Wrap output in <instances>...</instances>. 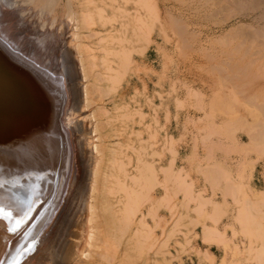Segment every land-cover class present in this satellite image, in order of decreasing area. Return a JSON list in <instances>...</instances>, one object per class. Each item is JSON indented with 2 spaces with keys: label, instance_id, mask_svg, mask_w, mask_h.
<instances>
[{
  "label": "bare ground",
  "instance_id": "bare-ground-1",
  "mask_svg": "<svg viewBox=\"0 0 264 264\" xmlns=\"http://www.w3.org/2000/svg\"><path fill=\"white\" fill-rule=\"evenodd\" d=\"M219 1L180 0L179 3L190 16L195 17L199 14L202 18L210 17L211 19L217 17L216 12H219L220 8L222 11L224 8L229 11L231 7L230 10L234 11L231 24L225 30H221L222 35L217 39L214 38L217 42L225 38H233V41L228 39L226 43L229 44L227 48L230 51L227 53L220 51V54L225 56L221 63L233 68L232 71L238 74L235 75V79L238 76H248L251 72L264 70V0H222L223 6L227 7H223ZM127 4L129 6H126ZM215 5L220 7L215 8ZM56 7L63 10L64 22L62 23H57L58 20L54 21ZM33 9L38 10L41 29L36 32L33 41L26 46H17L8 37L12 35L16 39H24L25 33L17 24L26 23L24 22L26 14L32 12ZM249 11L252 12L251 16ZM44 12L47 14L52 12L53 21L48 18L50 21L48 25L54 30H46L41 26L40 23H45ZM227 18L229 20L228 16ZM187 20L184 14L174 15L171 10L165 11L162 16L156 0H0V264H122L128 257L130 260L137 259L140 256L139 252L143 251L147 244H150L147 261L157 262L155 255L159 251L156 247L159 246L154 247L153 245L156 244L154 229L159 221L157 223L153 221V225H150L147 217L153 220L154 216H157V210L163 203L162 201L168 200L166 189L169 186L167 185L169 178H173V185L177 188L180 185L178 186L175 179L180 181L183 178L178 172H173L169 164L170 159L167 161L168 166L159 168L154 164L157 161L154 160L153 155H162V153H154L155 150H151L148 153L151 159L142 158L146 140L139 138L141 129H134L135 125L138 127L141 124L145 116L140 110L141 107L131 109L127 104L121 103L115 104L110 112L104 108L103 101L96 103L92 95L97 97L101 95L102 98L109 93L116 92L131 71H138L139 67L133 58V53L141 54L148 47L154 28L161 31L163 39L169 40L170 37L166 31L168 25L176 38L182 39L184 44L187 38L199 34L198 31L194 34V30H186ZM66 34H68L67 37H65ZM66 38L69 39L70 49H73L75 54L74 66L73 62L69 61V48L63 46L66 44ZM52 44L60 51L55 62L45 54L48 48H53ZM203 50L207 51L204 48ZM97 67L101 70L100 72L95 70L96 78L90 82L91 74H95L92 71ZM230 68L226 71H231ZM76 72L79 78L78 89L72 82ZM102 81L105 82L104 88L99 87ZM238 86L239 84L234 83L233 80L223 83V88ZM134 91L136 93L137 90L134 89ZM191 93L192 91L189 95H192ZM102 94L105 95L102 96ZM157 95L159 98L160 94ZM224 97L226 98V95ZM243 97L249 107H257L259 114L251 115L253 118L251 124L254 126L247 125L249 132H246H248L249 140L248 144L242 148L249 147L248 150L252 151L251 147H253V151L260 152L259 149L263 143L259 144V140L264 139V130L260 127L261 125L257 128L256 124L264 120V104L257 103L252 96L244 95ZM195 98L196 96L194 100ZM67 99L70 100L69 106H67ZM80 100L83 102L81 103L83 109L90 108L88 113L85 112L87 110H80ZM154 106L157 108L160 105ZM69 109L77 118L84 115L85 118L91 120V129L87 135V130L80 127L78 122L80 118H76L77 120L70 118ZM151 110L154 112L153 108ZM243 114V110L236 113L237 118L245 122L242 118ZM102 116L106 117L104 122L100 120ZM134 116H137L139 121H134V128L133 126L128 128L127 123ZM116 122L119 125H115ZM123 132H126L125 143L118 141L111 144L108 141L110 136L116 137ZM154 132L148 133L147 139L154 138L152 137ZM71 133L75 155L77 153L81 159L84 181L79 180L75 192L67 197L68 185L73 181L72 166H75L73 165L75 159L73 160L72 157L74 149L70 142ZM128 133L137 136V146L130 142L132 139L129 138ZM79 135L81 138L78 137ZM170 138L171 136L168 140ZM163 142L165 143V140ZM156 143H148L150 146L147 145V148L150 149ZM160 147L162 148V145ZM124 148H130L137 155L133 173L127 169L130 157H128L127 164L124 160ZM169 149L172 150V147ZM166 151L169 152L167 149ZM172 152L170 151L169 154ZM249 162L250 164L255 163L254 160H249ZM211 165H214L215 169L218 166L221 170L214 171L217 174L224 171L215 163ZM210 166L209 169H214ZM159 171L164 175L162 179L166 185H162L165 195L158 198L154 195V190L160 185ZM206 175L207 173L205 179L210 176V173L207 177ZM222 175L221 178H223ZM210 177L214 179L215 175L211 174ZM218 178L216 179L219 181ZM174 180L177 182L176 186ZM230 182L227 183L231 184ZM174 187L170 186L171 191L176 190ZM189 188L187 184L183 187L184 195L187 193L189 196L186 195V197L192 200ZM255 192H257L255 194L262 192L264 196L263 191ZM195 199L200 198L197 196ZM247 199L248 197L241 198L244 203L242 207L246 206V202L249 210ZM166 202L168 204V201ZM212 204V208L218 205L216 202H211ZM144 205H147L145 212L143 211ZM244 214L246 215V212ZM244 214L239 213V218L246 225L247 220H244L246 218ZM177 218L178 220L174 219L176 222L173 220L174 225L180 226L181 223H177L179 217ZM263 219L264 216L259 213L255 214V219L251 222L255 230L253 234L258 237L263 235L260 232L264 228ZM166 222L168 221H165V225ZM83 223L86 226L85 244L80 254L76 256L75 250L80 242ZM164 224H160L161 227ZM167 228L168 226H166L168 232L164 235L168 236L169 233L172 234V231L175 233L172 226ZM201 232L206 242L214 241L219 235L217 229L208 224L202 225ZM167 236L163 242H159V245L163 247L167 245L169 241ZM123 237L124 240L121 242ZM160 247L159 249L163 248ZM247 248L256 250L252 249L255 252L253 260L257 261L256 264L264 263V243L253 247L251 240ZM166 259H162L163 264Z\"/></svg>",
  "mask_w": 264,
  "mask_h": 264
},
{
  "label": "rangeland",
  "instance_id": "rangeland-1",
  "mask_svg": "<svg viewBox=\"0 0 264 264\" xmlns=\"http://www.w3.org/2000/svg\"><path fill=\"white\" fill-rule=\"evenodd\" d=\"M179 1L180 0H156V3L160 8L162 16H164L165 11L168 10H171V12L174 15L184 14L186 19H188L185 22L187 25L186 30L188 31L194 30L193 31L194 34L195 32L197 34L198 31L200 35L197 34L198 36L197 35L194 36L195 39L194 37L187 38L185 44L188 45H185L182 42V39L176 38L174 32L170 30L168 25L166 27V31H167V35L170 37L169 40L163 39L161 31L157 28H154L151 35L152 40L148 45V47H146L141 54L133 53V58L139 67V69H137L138 71H131L126 77V80L122 82V84L116 90V92L109 94L106 93L107 96L105 94H102V96L105 95L102 98L101 95L98 97L92 95V98L95 97L93 100H95L96 103H98L99 101L101 102L103 101L104 108L110 112L112 111L115 104H121V103L127 104L128 107L131 109H133L134 107H139V108L141 107L140 108L141 112L145 114L144 118H142L141 124L138 125V127H136L137 125L134 124V121L135 120L139 121V118L137 116H134L130 121H128L127 126L128 128H130L131 126H133L134 128L135 125L134 128L135 130L141 129V133H140L141 135H139V138H142V140L144 139L146 140L145 141L146 143L144 145L145 148L143 149L144 151L143 154L141 155L142 158L147 160L151 159V156L148 155V153L151 152V150L152 151L155 150L154 153L155 152L158 154L162 153V155L159 154L160 156L153 155L154 160L157 161L154 162V164L159 168L168 166L167 161L168 159H170L169 164H171V169L173 170V172H178L180 174V177H182L183 179L185 178L184 180L183 179L180 180L181 182L178 181V179L174 178L178 182V186L180 185L178 188L174 187L173 178L172 177L169 178V182L171 181L170 182L171 184L168 182L167 185L169 186L166 189V194H167L166 199H168L166 201H168V204H166L167 202L166 201L164 202L163 200L162 201L163 203L158 207L156 214L157 216H154L153 220L149 218V216L147 217V221L150 225H153L154 222L157 223L159 221L158 225H156L154 229L156 235V238L154 240L156 241V244L153 245L154 247L156 246L163 247V245H159V242H163L166 239L165 237L167 235H164L165 233L167 234L168 232L166 231V226H168V228H171L172 226L173 228L174 221L176 222V220H178L177 217H179V221H177V223L178 222H179L178 224L181 223L180 226L174 225L173 230H175V233L174 231H172L173 235L170 233L168 234L167 240L169 241L167 242V245L165 247H163L162 249L156 247V249L159 250L156 252L155 255V259L158 262V264H163L162 261L163 258L164 259L167 258L166 259L167 263L165 262L166 264H256L257 261L253 260L255 258V252H253V250L255 249L249 248L250 250L249 251L247 247L249 246V242H251V240L253 241V247L258 246V244L260 245L264 243V232H263L264 228L260 231L261 233H263V235L261 234V236H259L260 237L259 239L258 236L253 234L254 233L253 231L255 230L254 227L251 225L252 220L255 219V214L257 215L260 213V215L264 216V196H262L261 194L262 193L261 191H263L264 193V139L261 140L258 139L259 144L263 143L262 145L263 147L260 146L261 147L259 149V151L261 150L260 152L253 151V147H251L252 151L248 150L249 147L246 149L242 148V146L248 144L249 139L247 135L249 130L247 125L251 124V121L253 119L251 115H253L254 113L259 114V110L257 109V107L255 106L249 107L248 102L245 101L243 96L244 95H247V97L252 96L253 98H255L257 103L264 104V83H263L264 70L261 69L258 72L257 71L251 72L248 76H240V77L238 76L237 79H235L236 78L235 75L237 73H235L234 70L232 71L233 68L232 67L230 68L229 66H225L224 64L221 63L224 60L225 56L223 54H220V51H224L225 53L230 51V49L227 48L229 47L228 46L229 44H226L229 38L227 39L225 38L219 42H217V40H215L214 38L217 39L220 35H222L221 30L222 31L225 30V28H228L229 25L231 24L232 15L234 14V11L232 12L230 10L231 7L230 9H228L231 12L227 11L226 10L227 8L226 9L224 8L225 12L224 9L222 11V8H220L218 10L219 12H216L217 14L219 13L218 14L219 16L216 14L217 16L215 17L216 19L215 18L211 19L210 17L202 18L201 15L199 14L198 16L195 15V17H192L189 14H187L185 10L182 9L181 6L182 4L180 5ZM216 2H218V0H216ZM219 4H222V0L219 1ZM126 6L129 5L127 4ZM219 7L215 5V8H219ZM223 7H227V6L224 5ZM226 12L231 14L229 15ZM44 13L43 16L45 23L44 24L40 23L41 26L46 30H50V31L54 30L51 26H49L50 25L49 20L53 19L52 12H51L52 15L48 13L50 16L47 14V12ZM38 14H39L38 10L33 9L32 12L26 14L25 17L26 19L24 20V22L26 23L17 24V26L25 33V37L23 40L16 39L12 35L9 36L8 39L11 42L15 43L17 46H21V47H24L26 46V44L33 41L36 32L41 29L39 25L40 15L38 16ZM251 14L252 12L249 11L250 16ZM54 15H55L54 21L58 20L57 23L64 22V13L60 7L55 8ZM227 16L229 17V20ZM220 17H222V19ZM223 19L224 20L227 19V20L224 21ZM219 22L221 24H219ZM67 36L68 34L65 35V37ZM232 39L233 38L229 40ZM235 41L237 40L235 39ZM63 46L69 48L68 49L70 50V54L68 56L69 61L70 63L73 62V66H74L76 58L74 56L75 54L73 53V49H70L71 44L69 42V39L66 38V44H63ZM63 46L62 49H64ZM52 47L53 48L51 49L48 48L45 54L47 57H50L53 62H55L59 57L60 51L53 44ZM203 48L207 49V51H204ZM205 53L208 54V57H206L207 54ZM243 60H245V58H243ZM229 68L231 71L229 72L226 71ZM95 70L96 72H100L101 68L100 67L99 68L97 67L96 69L94 68L92 72H95ZM96 72L95 74L94 73L91 74L90 82H93L94 79L96 78L95 77ZM261 74H263V76ZM73 78L74 79H72V82L74 86L76 84L75 87L76 89H78L79 78L77 72ZM232 80L234 81V83L236 82V84H239V86L233 88H225V87L223 88L224 81H232ZM104 84H105L104 81L100 82L99 87L100 88L103 86L105 87ZM134 89L137 90L136 93ZM190 91H192L191 93L192 95H189ZM220 91L221 92L223 91V93L221 94ZM156 93L160 94L159 98ZM133 95H135V97ZM225 95L226 98L224 97ZM194 96H196L195 100H194ZM232 96H234L235 98ZM131 98L133 100H131ZM148 101H150L152 104ZM193 102L195 105L193 104ZM81 103L83 104V102L80 100L79 101L80 110L81 111L87 110L85 112L88 113L90 108L83 109ZM69 104H70V100H68L67 106H69ZM154 105L157 106L160 105V106L156 108V106ZM151 107L153 108L154 112L151 110L152 109ZM240 110H243L244 117L242 118L244 119L245 122L237 118L238 115H236V113L237 111ZM72 112L73 111L69 109L68 115H70L71 119L75 120L77 117L76 115L75 116L72 115ZM78 118L77 119L80 124V127L88 131V132L86 131V135H87L89 133V130L91 129V122H90L91 120L89 118H85L84 115H80ZM100 118L99 119L103 122L106 120L105 116H102ZM228 121H230L231 123ZM155 122L156 124H154ZM260 122H259L260 124L257 123L256 126L257 128L261 127L264 130V120L262 119L260 120ZM115 125H119V123L116 122ZM146 125L148 127L147 129L149 130L146 129ZM248 126L252 127L254 125L251 124ZM198 127L200 129H198ZM152 129L153 131H155L154 135H152V137L154 136L155 138V139L152 138L153 141L152 139H147L148 138L147 136H149L148 133L150 132L153 133ZM127 135H129V138L132 139L130 140V142L134 143L135 146H137V138H136L137 136L135 137V135L131 133L130 134L128 133ZM168 135L171 136L170 138L171 140L170 139L168 140V138L170 137V136L168 137ZM78 137L81 138V135H79ZM231 137H233L232 140L230 139ZM126 139H127L126 132H123V134H120L116 137L110 136L108 141L111 144H114V142L117 143L118 141L125 143ZM133 139H135V141ZM164 140L165 143L163 142ZM70 142L74 149L72 150L73 153L72 157L73 160L75 159V163H73V165L75 166H72L73 181H71L68 185L67 197L70 196V194H72L73 192H75V188L76 185H78L79 180L84 181V176L82 174V168H81L82 167L81 159L79 155H77V153L75 155L76 151L74 148L72 133L70 134ZM151 142H153L154 144L156 142L157 143L156 145L153 144L152 147H150L149 149L147 148V145H149ZM236 142H238L239 144ZM204 143L206 145H204ZM215 144H218L220 146L219 147L217 145L215 146ZM161 145L162 148L160 147ZM239 146L241 147V149ZM169 147H172V150H170ZM129 149L130 148H126V149L124 148V160L128 164L129 161L128 157H130V164L127 165V169L129 172L133 173V168L137 162V159H135V157L137 158V155L131 149L130 150ZM166 149L168 151L170 150L171 152L173 151L172 153H170L171 155L169 154L170 151L167 152ZM242 158L243 160H241ZM249 160L250 161L254 160L255 163L250 164ZM214 163L215 165H219V167L222 168V170L224 169V171L225 170L227 171V172L226 171L220 172L222 174L224 173L223 175L221 174L223 178L224 175L227 178L225 177L223 179L221 178L220 173L217 174L216 172H214V171H218V172L221 171L220 169H218V166L216 167L218 169L217 170L215 169L214 165H211ZM209 166L214 167L215 170L212 168H210L211 169L210 170ZM202 168H204L206 171L204 169L202 170ZM206 168L209 170L207 171ZM182 169L184 171H182ZM206 173H207L206 177L209 175V173L210 176L211 174L213 176L215 175L214 179L213 177L210 176L208 177L211 180H208L209 179L208 177L205 179ZM219 175H220V179L218 178ZM163 176L164 175H162V173L159 171L158 179L160 181V185L157 186L154 190V195L158 198L159 196L161 197L163 194L165 195V190L162 189V187L166 185V183L163 182L162 179ZM216 178H218L220 182ZM226 180H228L229 182L231 180L230 183L232 185L227 183L228 181ZM177 182H175V186L177 185L176 184ZM184 183L188 185V188L190 187L188 191L191 193L190 195H192L193 197L192 200L191 198L188 199L186 197L187 195L186 192H185L186 194L184 195L183 187L186 186V184L184 185ZM171 185L174 187V189H176L175 191H171L172 190V188H170ZM230 186L233 187L231 188ZM170 191L172 192L173 195L171 194ZM255 191L261 193L255 194L257 193ZM182 196H184V198ZM197 196H199L200 199H195L197 198ZM247 197H248L247 201L249 200L248 202L249 210L248 207H246L247 206L246 202H245L246 206L245 207L243 206L244 208L242 207L244 203L243 200H241V198L244 199ZM184 200L187 201L186 202L187 204L186 203L183 204V202H185ZM238 200L240 202H238ZM211 202L212 203L216 202V205L217 204L218 205L212 208L213 204L211 205ZM199 203L201 205H198ZM172 204L174 205L171 206ZM203 204H205V206ZM197 205L198 207L199 206L202 207L198 208ZM168 207L172 209H169ZM146 209H147V205H144L143 211L145 212ZM257 210H259L260 212ZM245 212L247 216L244 214ZM239 213L241 214L243 213L244 216L246 217L244 219L245 221L247 220L246 225L244 224V222L241 221V218H239ZM161 215L162 217H160ZM235 216H237L239 219H237V217L235 218ZM150 219L152 220V222ZM164 220L168 221L166 222V225L164 224L165 223ZM239 221L241 222V225ZM162 223L164 224L163 227H161ZM203 224H208L215 227L220 236L218 235L216 239H214V241L211 240L206 242L205 240H203L204 238H202V234H201ZM243 230H246L247 231V232L245 231L246 233L249 232L248 233L249 235L243 232ZM252 234L254 237L252 236ZM80 235H81L80 242L77 244L75 250L76 256L80 254L81 250L84 248L83 245L85 244L86 226L84 223L82 224ZM171 235L173 237H171ZM123 240L124 237L121 239V242ZM149 245L150 244H147V246H145L144 248L145 250L143 249V251L139 252L140 253V256L138 255L139 259L137 258L130 260V257H128V259H125L122 264H154L155 262L153 263L152 261H147L148 252L150 251L148 250ZM162 251L164 253L169 252L170 254L168 253L162 254L163 253ZM95 259L98 260V258ZM157 262L155 264H157ZM106 264H112V263H106Z\"/></svg>",
  "mask_w": 264,
  "mask_h": 264
}]
</instances>
